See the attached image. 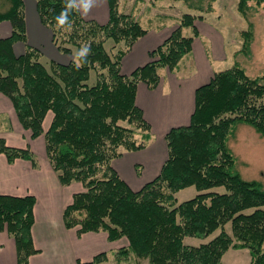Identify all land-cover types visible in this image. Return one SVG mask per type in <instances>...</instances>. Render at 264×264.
I'll return each instance as SVG.
<instances>
[{"label":"trees","instance_id":"1","mask_svg":"<svg viewBox=\"0 0 264 264\" xmlns=\"http://www.w3.org/2000/svg\"><path fill=\"white\" fill-rule=\"evenodd\" d=\"M182 1L205 11L193 0ZM35 2L52 42L72 58L67 63L44 59L39 49L27 44L23 0H0V22L6 20L12 28L9 36L0 37V92L10 99L19 124L31 138L42 135L45 156L59 183L82 186L62 211L64 225L77 227L78 235L105 231L109 240L128 241L77 264H109L110 259L118 264L132 256L150 264H220L229 248H247L249 264H264V185L241 176L228 145L238 123L264 134V70L249 76L237 62L215 70L195 89L189 123L165 133L167 154L159 172L135 190L113 168L112 160L123 150L144 148L150 139V124L135 101L137 84L156 87L160 68H173L190 52L198 34L194 20L203 15L181 14L170 34L149 51L150 59L123 74V55L147 28L135 14L119 9L120 0H108L105 23L73 11L71 27L64 29L56 27L55 17L66 0ZM261 4L264 0H237V10L246 16ZM211 9L212 5L206 8ZM186 27L189 35L183 34ZM241 35L239 51L249 56L252 22ZM108 39L112 44L106 48ZM16 41L25 45L21 54L13 51ZM85 44L90 45V54L78 57L77 67L75 53ZM91 70L95 80L89 84ZM48 112L52 116L44 130ZM0 153L9 163L22 158L37 166L28 145H9L3 136ZM191 185L198 192L177 202L175 193ZM216 186L224 191L211 189ZM34 202L32 194L0 193V231L6 230L15 241L16 264H28L29 256L37 252L31 235ZM227 222L231 233L223 228ZM218 228L206 242H183L185 236L204 238Z\"/></svg>","mask_w":264,"mask_h":264},{"label":"crops","instance_id":"2","mask_svg":"<svg viewBox=\"0 0 264 264\" xmlns=\"http://www.w3.org/2000/svg\"><path fill=\"white\" fill-rule=\"evenodd\" d=\"M23 3L27 44L39 49L44 59L69 62L72 55L56 48L50 29L39 19L35 0H23ZM108 12V0H98V6L93 7L87 16H81L105 23ZM136 16L141 17L139 14ZM203 20V17L194 20L198 34L193 38L190 52L183 55L173 68H160V81L156 87L150 88L141 81L137 84L135 101L150 124V139L144 148L123 150L120 156L112 160L113 168L132 189H139L159 172L167 154L165 133L171 127L189 123L195 105V89L206 83L215 71L212 59L223 51V39L215 31L217 35L213 34V44L207 45L202 39V26L199 25ZM176 24L148 27L146 33L136 39L123 55L121 72L129 74L145 64L150 59L149 51L159 45ZM11 30L8 21L0 22V37L9 36ZM24 49V43H13L15 54H21ZM12 112V102L0 92V115L11 116ZM50 114H46L42 126ZM0 135L9 145H28L33 153L35 144H38L35 141L22 142L15 134L6 136L0 132ZM68 186L59 183L50 166L41 167L38 159L37 166L33 167L22 158L9 163L0 153V193L17 196L32 194L35 197L31 235L37 252L29 256L28 264H77V260L88 261L99 252L110 253L128 244L125 237L109 240L105 231H87L78 235L77 227L67 228L63 223L62 211L71 201L72 194L68 196V191H75L69 190ZM0 264H16L15 241L6 230L0 231Z\"/></svg>","mask_w":264,"mask_h":264},{"label":"rangeland","instance_id":"3","mask_svg":"<svg viewBox=\"0 0 264 264\" xmlns=\"http://www.w3.org/2000/svg\"><path fill=\"white\" fill-rule=\"evenodd\" d=\"M193 2L204 8L205 11L200 13L191 9L182 0H120L119 9L141 15L140 22L146 28H152L158 24L169 26L177 23L181 14L185 12L202 14L204 20L199 25L202 26L203 41L207 45L213 44L214 35H217L215 31L223 39V51L221 50L217 54V57L212 59L214 70H222L237 62L244 67L249 76L260 74L264 70V4L256 6L257 10L253 14L243 16L237 10V0H193ZM210 2L211 4H209ZM208 5H212V9L209 11L206 10ZM250 22L253 24V39L251 42V53L249 56H246L243 52L239 51V48L242 42L241 31L246 29ZM190 33L189 27L183 29V34L189 35ZM111 44L112 40L108 39L105 42V47L108 48ZM94 80L95 71L91 70L87 82L92 84ZM50 115L52 116V114ZM51 116L48 117L45 125L42 126L44 130L47 129ZM0 132L5 133L6 136L15 134L22 142H37L34 154L38 159L39 165L41 167L44 165L50 166L45 156L42 135H39L37 138H31L30 131L22 128L14 112H12L11 116L10 114L0 115ZM228 145L236 158L235 167L241 176L244 179L260 180L264 185V134H260L248 124L238 123L228 138ZM68 189H73L75 190L74 192L83 190L78 182L71 183ZM211 189L224 191L223 186H216ZM68 192V196L74 193L72 191ZM197 192L196 188L192 185L182 188L175 193L176 201L181 202L189 199ZM223 228L228 233H231L230 222L225 223ZM219 231L220 228L204 238L185 236L183 242L197 245L213 238ZM250 258L247 248H229L223 254L220 264H249ZM111 260L109 263L114 264L115 262L113 263V260ZM118 264L150 263L145 258L141 259L132 256L128 260Z\"/></svg>","mask_w":264,"mask_h":264},{"label":"clouds","instance_id":"4","mask_svg":"<svg viewBox=\"0 0 264 264\" xmlns=\"http://www.w3.org/2000/svg\"><path fill=\"white\" fill-rule=\"evenodd\" d=\"M98 6V0H66L64 8L58 16L55 17L56 27L58 29L70 28L71 22L69 20L70 14L75 11L83 16H87L91 9ZM90 45H82L81 48L75 53L77 67L80 66V60L78 57H85L90 54ZM86 60V59H85Z\"/></svg>","mask_w":264,"mask_h":264}]
</instances>
